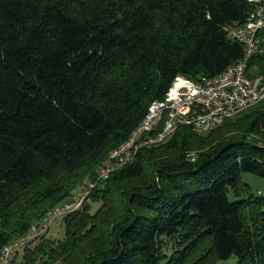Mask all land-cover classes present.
Returning a JSON list of instances; mask_svg holds the SVG:
<instances>
[{"label": "trees", "instance_id": "trees-1", "mask_svg": "<svg viewBox=\"0 0 264 264\" xmlns=\"http://www.w3.org/2000/svg\"><path fill=\"white\" fill-rule=\"evenodd\" d=\"M253 8L0 0V249L94 179L177 75L213 76L238 60L243 46L224 27ZM251 63L264 74V54ZM262 127L264 100L206 133L178 126L63 215V238L33 237L9 264L17 254L21 264H264V192L241 178L264 179Z\"/></svg>", "mask_w": 264, "mask_h": 264}, {"label": "built area", "instance_id": "built-area-1", "mask_svg": "<svg viewBox=\"0 0 264 264\" xmlns=\"http://www.w3.org/2000/svg\"><path fill=\"white\" fill-rule=\"evenodd\" d=\"M248 1L254 8L246 18L224 27L227 37L242 44V56L213 76L200 75L193 80L177 75L164 96L148 105L127 139L109 152L105 162L98 166L95 178L87 181L84 189L30 224L24 235L2 246L0 264H9L16 248L44 233L54 218L80 208L91 191L103 188L111 173L131 161L142 146L166 140L178 126L206 133L264 100V74L254 72L256 67L251 63L253 57L264 54V0Z\"/></svg>", "mask_w": 264, "mask_h": 264}, {"label": "rangeland", "instance_id": "rangeland-1", "mask_svg": "<svg viewBox=\"0 0 264 264\" xmlns=\"http://www.w3.org/2000/svg\"><path fill=\"white\" fill-rule=\"evenodd\" d=\"M250 136L252 137V135H250ZM259 144H262V142L261 143L259 142ZM188 154H190L191 156H196V153H194V152H189ZM241 178L245 182L249 183L252 186V189L255 190V192H257V191L264 192V179L257 177L255 175H253L252 173H243ZM84 186H85V184L77 186L76 189L73 191L72 195L73 194L75 195V194H77V192L84 189L85 188ZM84 202H85V200H84ZM89 203H90V211L91 212L95 211L99 205L98 201H96V202L89 201ZM47 211H49V210H47ZM62 217L63 216L54 218L52 220V222L50 223L49 227L44 231V233H46L45 238L53 241V243L56 242L58 239L63 238V236H64V225L62 223ZM19 237L13 238L12 240L17 239ZM18 250L21 251L22 248L19 247ZM20 260H21V254H17L15 257L14 263L15 264H21ZM235 261H236V257L229 256L228 258L217 260V262L215 264H234Z\"/></svg>", "mask_w": 264, "mask_h": 264}]
</instances>
